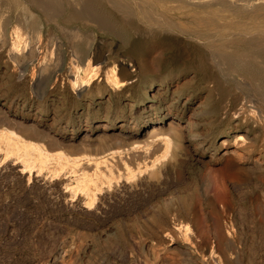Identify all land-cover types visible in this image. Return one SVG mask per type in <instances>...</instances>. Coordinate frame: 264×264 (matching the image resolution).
<instances>
[{
    "label": "rangeland",
    "instance_id": "rangeland-1",
    "mask_svg": "<svg viewBox=\"0 0 264 264\" xmlns=\"http://www.w3.org/2000/svg\"><path fill=\"white\" fill-rule=\"evenodd\" d=\"M261 31L263 18L218 4L0 0V131L51 156L25 164L0 148V264H219L205 255L225 227L232 264H264V156L253 161L264 47L250 43ZM16 35L19 50L39 47L33 61L10 57ZM88 41L106 53L103 73L74 88L72 50ZM133 41L142 62L123 52ZM114 74L131 83L114 87ZM85 174L98 185L90 201Z\"/></svg>",
    "mask_w": 264,
    "mask_h": 264
},
{
    "label": "bare ground",
    "instance_id": "bare-ground-1",
    "mask_svg": "<svg viewBox=\"0 0 264 264\" xmlns=\"http://www.w3.org/2000/svg\"><path fill=\"white\" fill-rule=\"evenodd\" d=\"M42 1V0H41ZM172 1L174 3H176L179 6H192V7H200V6H209L212 4H218L220 5L223 9L228 10L232 13H236V15H252V16H258L261 17V19H264V0H169ZM91 2V1H90ZM130 2V1H129ZM87 4V3H86ZM77 6V5H76ZM88 7V6H87ZM88 10L90 9L89 7L87 8ZM196 13H200L199 15V25H205L207 24L208 20L207 17L209 18V16L205 13L199 12L198 10L195 11ZM103 13V12H102ZM125 13V12H124ZM235 15V14H234ZM149 16V15H148ZM96 17V16H95ZM150 17V16H149ZM249 17V16H247ZM195 18V16H194ZM250 18V17H249ZM244 19V18H243ZM248 19V18H247ZM198 20V17L197 19ZM241 20V19H240ZM211 21V20H209ZM263 21V20H262ZM105 22V21H104ZM197 22V21H196ZM212 22V21H211ZM187 23V22H186ZM213 23V22H212ZM209 23V24H212ZM214 24V23H213ZM187 25V24H186ZM198 25V24H197ZM196 25V26H197ZM252 25V24H251ZM206 26V25H205ZM208 26V25H207ZM216 26V25H215ZM218 26V25H217ZM254 26V25H253ZM172 27V26H171ZM252 27V26H251ZM12 28V27H11ZM197 28V27H196ZM207 28V27H206ZM182 29V28H180ZM203 29V28H201ZM198 30V28L196 29ZM200 30V29H199ZM251 30V29H250ZM10 31V30H9ZM13 31V30H12ZM191 31V30H190ZM209 32V31H208ZM74 33V32H73ZM145 33V32H144ZM197 33V32H196ZM199 33V32H198ZM211 33V32H210ZM75 34V33H74ZM153 34V33H152ZM193 34V33H192ZM203 34V33H202ZM217 34V33H216ZM258 34V38H252L250 41L251 44H253V42L258 43L259 46L264 47V31H261V33H256ZM260 34V35H259ZM13 35V34H12ZM158 35V34H157ZM197 35V34H196ZM208 35V34H207ZM93 36V35H92ZM154 36V35H153ZM159 36V35H158ZM178 36V35H177ZM204 36V35H203ZM18 35H16L15 40L12 42L13 46L10 48L9 51V55L13 60H18L20 57L24 56V52H27V57H30V60L33 61L34 57L36 55V51L38 50V46L35 45V41L34 40H30L29 43L27 44V46L24 48V50H19L17 47L18 43L17 41L19 40ZM152 37V36H151ZM171 37V36H170ZM33 39V38H32ZM85 39V38H84ZM93 39V38H92ZM137 39V38H136ZM26 40V39H25ZM156 40V39H154ZM166 40V39H165ZM10 41V40H9ZM147 41V40H146ZM175 41V40H174ZM85 42V41H84ZM89 42V41H88ZM19 44V43H18ZM86 44V42L84 43ZM120 44V43H119ZM138 43L136 42H131V44H129V46H127V51L123 52H131L134 51L136 54H138V58L140 60V62H142L144 60V54L143 51L141 49V47H138L140 45H137ZM79 45V44H78ZM142 45V44H141ZM159 45V43H158ZM157 45V46H158ZM255 45V44H254ZM86 48H82L81 50L79 49H75L72 50V58L70 61V68L72 67L74 69L73 73H75L74 75V79L72 80V85L74 88H80V89H86L88 88L87 85L91 84V81L97 77L100 76L103 69L102 66V60L103 58H105V52L103 50V48H98L99 46H96L93 41H90L88 45H86ZM76 47H79L76 45ZM105 47V46H104ZM75 47L73 46V49ZM120 49V48H119ZM44 51V50H43ZM122 53V52H121ZM111 54V53H110ZM147 54V53H146ZM38 55V54H37ZM125 56V55H124ZM132 56V54H131ZM264 56V55H263ZM25 57V56H24ZM23 57V58H24ZM70 57V56H69ZM133 57V56H132ZM262 57V56H261ZM22 58V59H23ZM134 58V57H133ZM27 58H24L23 61H25ZM60 59V58H59ZM37 60V59H36ZM147 60V59H146ZM264 60V57H263ZM69 61V60H68ZM126 61V60H125ZM21 62V61H20ZM31 63V62H30ZM35 63V62H34ZM38 63V62H37ZM39 63H43L39 62ZM124 63V62H122ZM130 63V62H129ZM136 63V62H135ZM27 64V63H26ZM48 64V63H47ZM68 64V65H69ZM83 64V65H81ZM131 64V63H130ZM263 64V63H262ZM43 65V64H42ZM112 65V64H111ZM46 66V65H45ZM105 66V65H104ZM127 66V64H126ZM112 67V66H111ZM128 67V66H127ZM150 67V66H149ZM42 68V66L40 67ZM50 68V67H49ZM71 68V69H72ZM145 68V67H144ZM148 68V67H147ZM72 69V70H73ZM149 69V68H148ZM47 70V68H46ZM69 70V69H68ZM105 70V69H104ZM112 70L114 71L115 68H112ZM107 72V71H105ZM110 72V71H109ZM130 72V71H129ZM43 73V72H42ZM114 73V72H113ZM68 74V73H67ZM44 75V74H43ZM111 75V74H110ZM73 76V75H72ZM71 76V77H72ZM113 76V75H111ZM131 76V75H130ZM70 77V78H71ZM108 79H110L113 83L114 87L119 86L121 84H126L128 82H130V77H122V78H118L117 76L114 77H109L107 76ZM72 79V78H71ZM70 79V80H71ZM242 79V78H241ZM97 81V80H96ZM102 82V81H101ZM131 83V82H130ZM112 86V85H111ZM113 87V88H114ZM118 88V87H117ZM145 88V87H144ZM86 91V90H85ZM251 92V91H250ZM259 98V97H258ZM252 101V100H251ZM259 101V100H258ZM263 107V106H262ZM239 108H242V106H240ZM264 108V107H263ZM240 111V110H239ZM242 112V111H241ZM35 113V112H34ZM239 115V112L238 114ZM236 115V116H237ZM239 118V117H237ZM250 119V118H249ZM172 121L175 122V120H169L168 125H169V130H171L172 127ZM188 122V121H187ZM186 122V123H187ZM254 122V121H253ZM177 122H175L176 124ZM260 123V122H259ZM263 124V123H262ZM160 126L159 125H152L151 128L149 129V134L151 136H156L158 139L164 140L165 138H167V134L163 133L161 130H159ZM161 128V127H160ZM8 130V134L5 133L4 131H0V148L4 149V151L6 153L9 152H16L20 157H22L23 161L25 164H28L30 162V160L32 161H37L40 164H45L48 159L51 157L48 154V151H45L43 149H37L34 147V145H32L31 141H28L27 139L23 138L21 135H19L17 132H15L13 129H6ZM264 131V130H263ZM148 132V131H147ZM170 132V131H169ZM148 134V136H149ZM259 138L261 139V146L264 148V133H261L259 135ZM242 136L240 135L239 138H241ZM257 138V137H256ZM168 139V138H167ZM225 140V139H223ZM160 141V140H159ZM168 142V140H167ZM36 144V143H35ZM253 148V146H252ZM52 152V151H51ZM50 152V153H51ZM57 152V151H56ZM226 152V150H225ZM232 153L233 151L230 150L227 153L226 156V160L225 162L222 164V170H224V172H226L227 174H230L231 172L237 171L238 169H240V165L238 160L235 159V156L229 154ZM54 153V152H53ZM112 154V153H111ZM110 154V155H111ZM61 155V154H60ZM263 154H260L259 156L255 157L253 159L254 161V165L256 167L259 168V164H261L262 160H260V158H263ZM109 157V156H108ZM60 158V157H59ZM106 159V158H105ZM98 160V159H97ZM103 161V160H102ZM98 162V161H96ZM74 164H79V160H74L73 161ZM24 164V165H25ZM47 165V164H46ZM29 167V166H28ZM85 173V172H84ZM235 174V173H234ZM231 175V174H230ZM233 176V175H231ZM78 180V179H77ZM94 182V178L88 176V175H84L83 177H81L80 180L77 181V185L83 189L86 194L89 196V201L92 198V187H94V185H96ZM96 182V180H95ZM91 184H94L91 187ZM98 186V185H96ZM91 195V196H90ZM91 197V198H90ZM225 224V223H224ZM187 227V226H186ZM220 227V226H219ZM225 227V225H224ZM226 228V227H225ZM225 228H223V236L221 238L220 241V246L222 249H219L217 247V249H219V252H216L213 250L212 245H210L209 250L207 255H205V257L208 259H212L215 256H218L219 258H217L219 261V264H232L233 260L231 257L232 253H228L226 251V247L229 244L230 239V235H229V231H227ZM180 229V228H179ZM184 231V230H183ZM233 241V240H232ZM231 243V242H230ZM210 243H208L209 245ZM235 244V243H234ZM236 246V245H235ZM206 249V247H204ZM229 250H231L229 248ZM234 252H236V250H234ZM251 256V255H250ZM204 257V258H205ZM205 258V259H206ZM216 258V257H215ZM208 262V261H207ZM206 263V262H205ZM167 264H171V263H167ZM175 264H180L179 262L175 263ZM209 264V263H208Z\"/></svg>",
    "mask_w": 264,
    "mask_h": 264
}]
</instances>
